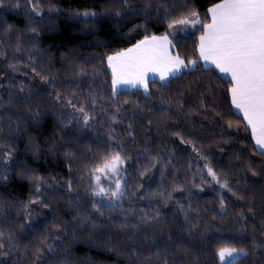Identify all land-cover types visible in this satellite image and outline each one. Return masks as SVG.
I'll list each match as a JSON object with an SVG mask.
<instances>
[{
    "label": "snow or ice",
    "instance_id": "6c2138e0",
    "mask_svg": "<svg viewBox=\"0 0 264 264\" xmlns=\"http://www.w3.org/2000/svg\"><path fill=\"white\" fill-rule=\"evenodd\" d=\"M14 6L19 7L18 0ZM28 6L42 23V8L34 0H29ZM8 7L5 0H0V9L7 11ZM48 7L49 11L56 10L55 5ZM105 13L84 10L74 15L90 22L112 19L122 22L126 17H142V22L128 33H119L114 38L129 46L92 55L87 61L61 52L64 67L60 69L45 63V59H53L49 55L51 47H40L38 28H28L31 35L24 40L12 23L4 20L0 24V57L7 59L5 46L13 48V56L26 52L24 59H14L8 66L16 73L21 71V64H26L23 75L31 77L28 83L21 80L17 85L18 99H13L14 93L10 90H6L7 100L0 97V109L5 113L16 111V120L8 117L7 127L17 133L7 144L0 141L5 163V170H0V181L8 182L6 170L15 171L18 167L19 174L33 182L27 200L18 201L16 206L0 202V264H17L25 257L23 264H70L67 258L71 255V246L65 237L71 234L72 240L80 239L74 226L91 237L96 228L108 224L119 229L116 237L127 233L121 246L127 252L129 264H144L161 254L164 259L160 264H202L193 249L210 248L215 240L206 237L207 230L193 222L200 220V205L193 207V196H198L200 193L195 190L202 191L204 185L215 186L219 222L224 224L230 217L244 234L239 239L234 238L235 243L217 244L214 255L223 264H240L249 256L261 257L260 264H264V161L258 166L247 159L244 161L252 173L249 178L252 184L246 191H239V182L234 185L223 169L217 171L206 154L208 148L202 142L198 144L202 140L201 133L206 130L203 121L219 127L217 135L221 140L238 136V129L233 131V121L226 119V115L239 111L250 127L255 150L264 157V0H213L203 12L195 6V0H186L182 7L175 3L170 5L166 0H139L137 3L120 0L118 4L105 6ZM161 21L164 31L158 33L153 29ZM120 27L126 24L121 23ZM133 32L141 38L135 39ZM192 36H195V54L181 55L183 49L179 46ZM133 39L135 42H130ZM210 66L227 75L226 89L212 79L194 84L193 74L203 75ZM174 82L175 90L166 93L164 90L171 89ZM152 83L161 85L155 90L159 103L147 109L151 115H145L147 102L154 95L150 88ZM126 86L142 88L144 103L133 100L129 107H124L127 100H121V94ZM221 91L228 101L227 108L223 101H217L216 94ZM42 97L58 110L57 126L64 130L65 137L81 142L93 140L104 146L82 143L90 154L89 162L82 165L79 177H73L72 160L77 154L65 146L62 138L57 150L69 158L68 179L63 185L55 177L46 178L37 169L13 159L20 153L11 145L20 139V134L29 137L28 148L34 155L41 150L33 133L24 129L30 125L39 129L48 115L46 107L39 103ZM194 114L198 118H194ZM181 120L185 122L184 128L179 124ZM117 127L122 128L123 135ZM153 129L158 134L155 139ZM101 131L106 133L105 138L100 137ZM163 133L177 137L178 142L173 143H178V147L154 151L149 142L154 145L156 140H161L167 144ZM138 134L143 135V144L133 153L128 145H141ZM244 142L240 139V143ZM182 145L189 146L192 154L188 162L191 179L188 175L181 179V169L176 166L180 163L176 152L182 150ZM56 148V143L52 142L49 151ZM130 170H134V174ZM73 178L87 179L82 193L73 185ZM227 194H231L230 197ZM57 195L71 210L67 219L57 216V206L52 202ZM81 196L86 199L81 200ZM145 200V206H141V201ZM168 204L183 218L181 223L171 227L170 217L176 213L166 209ZM45 209L48 211L44 212ZM113 212L118 215L113 216ZM258 218L260 228L253 224L249 234L248 223ZM50 219L53 223L49 226ZM173 227L177 229L175 233ZM257 230L260 238L255 235ZM181 231L187 235H181ZM22 232L25 234L20 236ZM195 237L200 238L199 244L194 243ZM21 239L26 241L23 247ZM245 240H250L251 248L245 246ZM88 242L91 243V238Z\"/></svg>",
    "mask_w": 264,
    "mask_h": 264
},
{
    "label": "trees",
    "instance_id": "16d2710c",
    "mask_svg": "<svg viewBox=\"0 0 264 264\" xmlns=\"http://www.w3.org/2000/svg\"><path fill=\"white\" fill-rule=\"evenodd\" d=\"M29 0H18L19 7L14 6L16 0H5V3L9 5L8 10L4 11L0 9V24L4 20L9 21L14 25V30L19 29L22 39L27 40V37L31 33L27 30L30 27H36L40 30V47L49 48L51 47V52L49 55L53 57L51 61L45 59V63L52 64L55 68H63L64 64L60 58V53H68L69 56L79 57L81 60L87 61L92 55H98L101 52L109 51L114 48H122L129 46L128 43L114 39L119 33H128L129 29L135 27V25L142 22V17H126L124 21H119L117 19H112L104 22L100 21H86L83 20L80 16L74 15L75 12L84 10H94L98 14H106L105 6L111 4H118L120 0H34L38 7L42 8L43 22L38 16H34L31 13V10L28 6ZM132 3H137L139 0H131ZM170 5L175 3L177 7H182L186 0H166ZM213 0H195V6L203 12ZM49 4L55 5V11H49ZM128 21H131L129 23ZM121 23L126 24V27H120ZM115 29V31L113 30ZM153 30L158 31V33L164 31V22L161 21ZM135 39L141 38L136 32L131 34ZM127 39V38H126ZM130 42L134 43L135 40ZM195 36L189 37L186 41H183L179 46L183 50L181 55L187 54L192 56L195 54ZM6 47L8 53L7 59L5 57H0V97H3L5 100L8 99L6 90H10L14 93L13 99H18L20 89L17 87L21 80H24L25 83H28L31 77L25 78L23 75V69L26 67V64H21L20 72L12 73L9 68V62L14 59H24L27 55L26 52L16 53L13 56V48ZM193 76L196 78L195 83H207L209 79L215 80L217 84L222 86V89H226L227 85L225 81L226 78L219 79L218 76H221L215 69L209 68L207 73L203 75L201 73H194ZM175 83L171 89H165L166 93H171L175 90ZM159 83L150 84V88L153 91V98L147 102L145 107V115H151L147 111L148 108L152 107L155 104H158L159 101L156 99L155 90L160 88ZM217 101H223L225 108H227L228 101L224 100L223 91L216 94ZM195 97H193V100ZM121 100H127L124 107H129L133 100H139L142 104L144 103V91L142 88H135L131 90H125L121 94ZM191 102V101H186ZM35 103V101H34ZM41 106L46 107L48 115L42 121V125L39 129L34 126H28L24 129V132H31L35 137L36 143L40 145V152L38 154H33L29 148V137L25 134H20V139L16 140L11 146L15 148L17 153H20L18 156H14L13 159L18 161L20 164H28L32 168L37 169L40 174L46 178L55 177L56 180L63 185L68 179V161L69 158L65 157L62 154V151L57 150L60 148V140L63 138L66 141V147L71 148L76 152V158L72 160V174L73 177H79L82 174V165L88 163V156L90 155L86 148L82 147V143L92 144L93 147L103 148L102 144L97 145L93 140L81 142L78 139H69L64 136V130L57 126V116L58 112L54 106L47 102L46 97H42L39 100ZM22 107V106H21ZM211 115V113H210ZM0 126L3 127V132L0 133V141H4L6 144L9 143L16 135L15 129L11 131L7 127L8 117H11L13 121L16 120V111L12 110L7 113L3 109H0ZM194 118H198L195 116ZM232 119L233 121V131L235 132L238 129V136H234L232 140H221L217 133L220 131L219 127L213 126L209 121H203L206 126V130L201 133L202 140L198 141L199 143H204L208 148L206 154L209 155L213 166L219 171L220 169L224 170L229 178L230 183L236 185L239 182L238 190L246 191L248 187L252 184V173L248 171L244 161L247 159L253 164V166H258L264 157L260 156L255 150L254 139L251 134V130L246 126V122L241 115L237 112L232 114L228 112L226 119ZM179 120V118H177ZM181 128L185 127L184 121H179ZM126 126V125H125ZM68 127H71L69 125ZM226 127V125H225ZM91 131V130H90ZM117 131L123 135L121 127H117ZM153 137L158 135L153 129ZM100 137L105 138L106 133L103 131L100 132ZM163 140L167 141V144L162 143L161 140H156L155 144L152 145V142H149V145L153 147V150H159L162 147H172L177 148L178 143H173V141L178 142L177 137H173L170 133L162 134ZM127 139V138H126ZM137 139L141 140V145H128L131 152H135L139 147L142 146L144 137L143 135H137ZM240 139H243L245 142L240 143ZM215 141L216 143H212ZM52 142H55L57 145L56 149L49 151V147ZM219 144V147L216 144ZM235 145V147H233ZM181 151L176 152V156L179 158L180 163L176 166L181 169L179 175L181 179L188 175V178L191 179V175L188 172V162L191 157L190 147L187 145L180 146ZM4 149H0V170H5V163L2 160V153ZM135 160V157H133ZM133 161H129L132 163ZM194 167V164H193ZM155 171V170H153ZM257 171H260V168L257 167ZM134 174V170H130ZM171 172V169H169ZM6 175L9 177L8 182L0 181V202H3L8 206H16L17 202L20 200H27L29 198L30 191L32 190L33 182L29 181L26 177H23L19 174V168L17 167L14 171L12 168L6 170ZM254 179L259 180V177ZM87 179L79 180L76 178L72 179V183L75 186H78L79 191L82 193L84 186L87 183ZM214 185H204L203 190L196 189L195 192H199L198 196H193V207L197 203L200 205V220L193 221L198 223L201 229H206V237H214L215 240L210 248L204 249L201 248L199 251L193 249L194 252H197L199 259L202 264H221L219 260L214 255V250L219 243L232 242L235 243L234 238L239 239L244 234L239 232V225L232 223L231 218H226L225 223L221 224L220 218L216 213V208L218 207L219 197L213 191ZM142 191V190H141ZM259 192V189H257ZM178 195V194H177ZM231 194H227L230 197ZM81 200L86 199L84 196L80 197ZM53 204L57 206L56 212L57 216H63L65 219L68 218V214L71 212L70 209H67L64 199H61L57 195L53 199ZM183 202V201H182ZM146 200L141 201V206H145ZM127 206V205H125ZM166 209H171L173 213H176V209L172 204L165 206ZM207 209V211H204ZM47 212L48 210H43ZM113 216L118 215V213L113 212ZM39 220L40 217H37ZM183 218L176 213L174 217H170L169 226L173 224L181 223ZM49 226L53 221L49 220ZM253 224L256 225L257 229L260 228L259 218L257 221H250L248 223L247 229L248 233L251 234L253 231ZM76 234L80 237L79 240H72L71 234L65 237L67 243L71 246L70 251L71 255L67 258L70 264H129V257L127 252L122 249V238L127 235V233L121 234L120 237H116L115 233L119 231L114 225L108 224L107 226H101L96 228L89 237L88 232H80L78 227L74 226ZM177 229L173 227V232L175 233ZM26 232V230H25ZM25 232L20 233V236H23ZM181 235H187V233L181 231ZM255 235L257 238H260V232L257 230ZM91 238V243L88 242ZM200 238L195 237L194 243L199 244ZM26 241L20 240L21 247L24 246ZM245 246L251 248L250 240H245ZM239 246V245H237ZM145 254H148V249L145 250ZM22 258L17 264H23ZM164 259L163 254L156 257L153 256L151 260L144 261V264H160V261ZM168 259H172L168 257ZM262 258L259 256H249L247 259L240 261V264H260Z\"/></svg>",
    "mask_w": 264,
    "mask_h": 264
},
{
    "label": "crops",
    "instance_id": "0c3cea01",
    "mask_svg": "<svg viewBox=\"0 0 264 264\" xmlns=\"http://www.w3.org/2000/svg\"><path fill=\"white\" fill-rule=\"evenodd\" d=\"M210 68L215 69L214 66H210ZM215 70L219 73V70H217V69H215ZM219 74H220L221 76H223L224 78L228 79L227 75H225V74H223V73H219ZM135 88H138V87H136V86H126V90H131V89H135ZM237 113L243 117V114H242L241 112L237 111ZM245 122H246V121H245ZM249 128H250V127H249ZM253 139H254V138H253ZM254 143H255V140H254Z\"/></svg>",
    "mask_w": 264,
    "mask_h": 264
},
{
    "label": "rangeland",
    "instance_id": "374dc122",
    "mask_svg": "<svg viewBox=\"0 0 264 264\" xmlns=\"http://www.w3.org/2000/svg\"><path fill=\"white\" fill-rule=\"evenodd\" d=\"M38 219V218H37ZM221 264H223V262L221 261Z\"/></svg>",
    "mask_w": 264,
    "mask_h": 264
}]
</instances>
